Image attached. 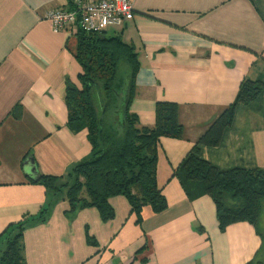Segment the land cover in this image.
<instances>
[{"label": "crops", "instance_id": "crops-1", "mask_svg": "<svg viewBox=\"0 0 264 264\" xmlns=\"http://www.w3.org/2000/svg\"><path fill=\"white\" fill-rule=\"evenodd\" d=\"M130 1L133 19L103 32L136 53L128 114L139 127L154 126L157 103L176 106L182 136L160 139L156 153L166 207L136 213L117 196L108 201L113 218L102 221L96 208L72 211L65 187L54 193L38 182L67 179L91 158L87 131L69 129L64 103L67 85H78L76 33L54 32L45 19L71 8L0 0V256L4 233L24 224L23 264H247L260 250L264 259L263 234L248 222L220 230L211 197L189 198L174 175L243 82L262 91L234 107L219 144L199 146L198 158L220 172L264 171V0Z\"/></svg>", "mask_w": 264, "mask_h": 264}, {"label": "trees", "instance_id": "trees-1", "mask_svg": "<svg viewBox=\"0 0 264 264\" xmlns=\"http://www.w3.org/2000/svg\"><path fill=\"white\" fill-rule=\"evenodd\" d=\"M73 8L72 0H68ZM74 58L80 67L78 85L68 84L64 103L67 126L73 132L87 131L91 147L89 161L76 166L71 174L74 184L54 187L56 178L40 177L38 182L56 193L65 187L72 211L96 208L102 221L113 218L108 201L124 197L131 211L138 213L148 205L161 212L166 202L156 183L157 147L160 139L178 140L182 128L176 106L157 103L152 128L139 127L128 114L130 93L139 69L132 46L120 38L106 37L104 32L76 34ZM130 79L127 105L122 120L118 116L121 90ZM262 84L243 82L234 103L211 125L179 164L174 175L189 198L211 197L217 211L219 229L224 231L237 222H248L259 230L264 217V171L232 169L220 172L198 158V147H216L223 130L230 126L236 105L247 106L262 91ZM20 115L19 110L15 117ZM122 121V123H121ZM24 224L6 231V248L0 264H23L21 237ZM258 251L247 264H264Z\"/></svg>", "mask_w": 264, "mask_h": 264}, {"label": "built area", "instance_id": "built-area-1", "mask_svg": "<svg viewBox=\"0 0 264 264\" xmlns=\"http://www.w3.org/2000/svg\"><path fill=\"white\" fill-rule=\"evenodd\" d=\"M73 8L47 12L45 19L54 32H102L112 26H121L133 19L130 0H72Z\"/></svg>", "mask_w": 264, "mask_h": 264}, {"label": "water", "instance_id": "water-1", "mask_svg": "<svg viewBox=\"0 0 264 264\" xmlns=\"http://www.w3.org/2000/svg\"><path fill=\"white\" fill-rule=\"evenodd\" d=\"M129 87H130V79L129 77H126L124 80V86L121 90L122 97H121L119 108H118V116L120 120H122L125 114V108L127 105V93H128ZM26 167L28 168L27 172L31 175L30 177H32L33 167H31L30 163H28Z\"/></svg>", "mask_w": 264, "mask_h": 264}, {"label": "rangeland", "instance_id": "rangeland-1", "mask_svg": "<svg viewBox=\"0 0 264 264\" xmlns=\"http://www.w3.org/2000/svg\"><path fill=\"white\" fill-rule=\"evenodd\" d=\"M73 175L72 176H70L69 178H67V179H64V180H56V181H54V183H53V185H54V187H56V188H60V187H62L64 184H74V180H73ZM263 219H264V217L261 219V221H263ZM261 223V222H260ZM264 229H261V234H263L264 235ZM263 232V233H262ZM262 235V236H263Z\"/></svg>", "mask_w": 264, "mask_h": 264}]
</instances>
